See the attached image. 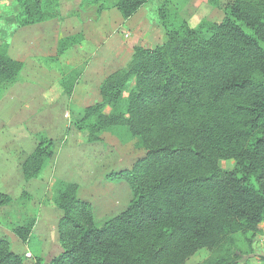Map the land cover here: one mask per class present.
<instances>
[{"label":"trees","instance_id":"1","mask_svg":"<svg viewBox=\"0 0 264 264\" xmlns=\"http://www.w3.org/2000/svg\"><path fill=\"white\" fill-rule=\"evenodd\" d=\"M148 1L109 6V0H80L79 7H114L126 20ZM17 2L19 27L62 18L59 0ZM189 2L162 0L165 42L135 46L128 67L104 78L100 101L74 123L90 141L112 126L138 138L143 153L116 174L128 182L130 202L98 225L91 205L78 198V185L55 182L51 200L62 211L61 251L47 261L36 257L34 264H188L201 250L209 255L195 264H249L235 238L254 237L264 221V0H206L220 18L203 16L194 26L183 16ZM91 22L60 38L56 57L94 41L86 32ZM22 68L0 46V89ZM75 81V75L65 77L64 91ZM20 156L24 180L38 179L54 157L53 141L40 139ZM227 159L235 162L231 171L219 165ZM10 201L0 192V205ZM35 222L27 216L13 233L26 242ZM260 260L264 264V255ZM0 264H23L5 237Z\"/></svg>","mask_w":264,"mask_h":264},{"label":"rangeland","instance_id":"2","mask_svg":"<svg viewBox=\"0 0 264 264\" xmlns=\"http://www.w3.org/2000/svg\"><path fill=\"white\" fill-rule=\"evenodd\" d=\"M59 1L62 18L22 28L15 22L17 0H0V46H6L23 62L17 80L0 89V192L9 190L11 195L10 202L0 205L4 227L0 236L8 239L10 249L27 264H34L36 257L47 261L61 251L57 225L62 211L51 200L55 182L76 183L78 198L91 205L98 225L127 207L131 188L116 174L131 169L143 153L137 146L138 138L130 139L121 127L112 126L100 134L99 140L90 141L87 132L78 130L74 123L86 106L100 101L99 87L104 78L128 67L135 46L151 48L166 40L158 10L162 0H149L128 20L114 7L97 12L95 7L80 8V0ZM114 2L109 0V6ZM185 10L183 16L193 26L203 16L220 18L206 0H190ZM83 21H93L94 28H86V32H93L94 41H87L81 53H72L70 48V54L56 57L57 40L78 32ZM25 39L30 41L28 46ZM69 75H75L76 81L71 91L65 92L61 83ZM130 88L131 83L127 91ZM40 139L53 141L54 157L38 179L26 181L18 165L22 151L19 145L28 154ZM219 165L231 171L235 162L220 160ZM27 216L37 220L28 241L22 242L13 228ZM246 238H235L242 261L262 264L264 221L254 237ZM208 255L201 250L188 264Z\"/></svg>","mask_w":264,"mask_h":264},{"label":"crops","instance_id":"3","mask_svg":"<svg viewBox=\"0 0 264 264\" xmlns=\"http://www.w3.org/2000/svg\"><path fill=\"white\" fill-rule=\"evenodd\" d=\"M133 16H131L130 18H128V19H131ZM127 19V20H128ZM125 20V19H124ZM40 23H42V22H40ZM36 24H39V23H36ZM32 25H35V24H31V25H26V26H23L22 28H24V27H29V26H32ZM81 29H79V31H80ZM39 39V37H36V39H34L35 41H37ZM59 40V39H58ZM58 40H57V42H58ZM25 41V43H24V45H26L28 42H30L28 39H25L24 40ZM31 41H33V40H31ZM26 46H28V45H26ZM8 50V49H7ZM38 51H40V49L38 48ZM56 51H57V44H56ZM8 53H9V55L12 57V58H14V59H17V60H20L19 58H15V56H13L12 54H11V51L10 50H8ZM21 61V60H20ZM35 145H36V143H35ZM35 145L32 147V150H33V148L35 147ZM20 146V148L22 149V151L24 152L25 151V148L22 146V145H19ZM32 150H29L30 152L32 151ZM29 152V153H30ZM25 153V152H24ZM18 165L20 166V164H19V162H18ZM3 193H6V194H9V196H11L10 195V191L9 190H5L4 189V191H2ZM36 220H37V218H36ZM36 223V222H35ZM34 226H35V224H34ZM34 226H33V228H34ZM32 228V229H33ZM2 230H4V227H3V224L0 222V232H2ZM0 237H4V236H0ZM6 238V237H5ZM7 239V238H6ZM8 240V239H7ZM28 241V240H27ZM30 254V253H29ZM23 264H27L26 263V260H23Z\"/></svg>","mask_w":264,"mask_h":264}]
</instances>
